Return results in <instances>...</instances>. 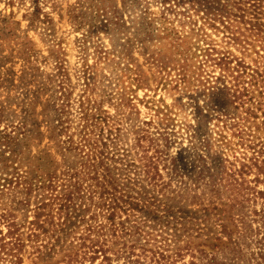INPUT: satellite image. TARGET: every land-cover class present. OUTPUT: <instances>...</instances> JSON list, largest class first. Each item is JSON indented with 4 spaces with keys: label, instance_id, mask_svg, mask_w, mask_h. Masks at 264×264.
Returning a JSON list of instances; mask_svg holds the SVG:
<instances>
[{
    "label": "rangeland",
    "instance_id": "rangeland-1",
    "mask_svg": "<svg viewBox=\"0 0 264 264\" xmlns=\"http://www.w3.org/2000/svg\"><path fill=\"white\" fill-rule=\"evenodd\" d=\"M197 1L201 6L196 9L203 12L219 8L215 0ZM178 3L0 0V130L11 132L19 140L18 149L26 160L41 165L49 159L58 164L61 93L65 88L76 100L85 82L94 83L97 102L118 120L129 145L135 137L132 132L143 128L159 139L167 163L175 158V173L162 168L165 161L160 163L159 172L161 181L170 182L178 192L173 195V206L185 213V231L178 244H187L189 251L183 250L184 257L177 264H264V178L252 169L239 187L230 184L227 176L230 169L246 164L251 157L246 140L264 138L262 118L256 120L260 123L250 121L254 126L248 131L250 124L241 120L244 108L243 114L242 109H234L221 84L214 83L224 76L215 66L201 67L199 79L203 82L209 77L211 82L205 88L194 78L180 82L170 69L189 46V39L178 40L174 32L188 31L192 20L201 26L203 15H194L191 0ZM163 19L170 24H163ZM206 31L219 50L221 45L225 47L223 34ZM254 45L246 54L231 44L226 50L253 68L257 59L254 52L262 54L259 44ZM161 63L170 67L162 71ZM128 64L142 84L132 93V111L122 109L116 100L118 76ZM166 111L172 122L164 128L160 119ZM220 113L231 118L226 119L224 129L222 123L210 120ZM230 124L236 127L230 128ZM242 129L249 136L243 146L238 138ZM157 132L167 138L166 145ZM208 134L211 147L203 148ZM199 157L205 160L204 166L200 167L203 163H198ZM17 191L0 187V214L10 216L19 227L12 240L5 239L9 244L0 254V264H107L101 255L92 263L75 262L79 242L60 227H51L47 233L34 232L28 223L38 199L24 198ZM6 236L7 227L2 223L0 238ZM109 253V264H124V250L110 246Z\"/></svg>",
    "mask_w": 264,
    "mask_h": 264
},
{
    "label": "trees",
    "instance_id": "trees-1",
    "mask_svg": "<svg viewBox=\"0 0 264 264\" xmlns=\"http://www.w3.org/2000/svg\"><path fill=\"white\" fill-rule=\"evenodd\" d=\"M191 3L194 15L203 13L201 26L197 27L198 21L192 20L188 22V31L172 30L178 34V40L179 37L189 39V46L174 65L161 63L160 69L166 71L170 67L180 82L194 78L205 88L211 82L209 77L203 82L199 79L201 67L215 66L224 76L214 83L221 84L234 109H242L243 114L244 108L246 118L242 116L241 120L250 124L248 131L254 126L250 121L260 123L256 121L259 118L264 129V0H215L219 8L214 12L196 9L201 6L197 0ZM166 23L169 22L163 19V24ZM206 30L223 34L225 44L240 46L243 54L258 43L262 54L254 52L257 59L251 68L242 57H235L226 50V45H221L219 50ZM129 65L118 76L116 100L122 109L132 111V93L142 84ZM94 90V83L87 81L76 100L71 99V92L65 88L61 93L57 133L62 140L56 145L61 157L58 164L49 159L41 165L26 160L24 152L18 149L19 140L11 132L0 130V149L3 147L0 187L18 189L24 198L38 199L28 224L34 232L47 233L51 227H60L65 235L76 237L79 252L73 255L75 262L92 263L101 255L109 264L110 246H118L124 250V264H177L184 257L183 250L188 253L189 246L178 244L185 231V213L172 204L173 195L178 192L171 188L170 182L161 181L159 166L168 156L160 149L159 139L151 137L143 128L132 132L135 137L129 145L118 120L101 109ZM161 112L163 109L157 114ZM168 114L170 112L166 111L160 119L164 128L172 122ZM215 117L210 120L222 123L221 129L227 127L226 119H231L225 113ZM232 127L236 124H230ZM241 131L238 138H241L239 145L243 146L245 137L249 136ZM157 133L166 145L167 138ZM217 135L220 138V130ZM210 137L208 134L203 139V148L211 147ZM246 141L251 157L246 164L241 163L233 171L230 169L227 175L230 184L234 182L239 187L252 169L258 177L264 178V138L252 136V140ZM174 159L169 158L162 168L172 172ZM199 162L203 163L200 167L204 166L202 157ZM2 223L7 227V236L0 238V254H4L9 244L5 239L12 240L19 228L10 216L0 214V225Z\"/></svg>",
    "mask_w": 264,
    "mask_h": 264
}]
</instances>
